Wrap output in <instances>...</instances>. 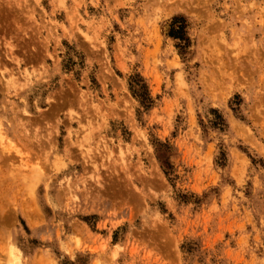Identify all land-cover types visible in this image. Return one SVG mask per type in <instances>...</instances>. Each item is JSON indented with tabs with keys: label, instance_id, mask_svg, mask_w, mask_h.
<instances>
[{
	"label": "rangeland",
	"instance_id": "374dc122",
	"mask_svg": "<svg viewBox=\"0 0 264 264\" xmlns=\"http://www.w3.org/2000/svg\"><path fill=\"white\" fill-rule=\"evenodd\" d=\"M0 264H264V0H0Z\"/></svg>",
	"mask_w": 264,
	"mask_h": 264
},
{
	"label": "trees",
	"instance_id": "16d2710c",
	"mask_svg": "<svg viewBox=\"0 0 264 264\" xmlns=\"http://www.w3.org/2000/svg\"><path fill=\"white\" fill-rule=\"evenodd\" d=\"M178 19L181 20L183 18H177V19H175V22L172 25V28H171V31H170L169 35L171 37H173V38L180 39V40H185L186 41L187 40L185 38L186 23L185 22L184 23H181V25L176 28L175 27V24H176V20H178Z\"/></svg>",
	"mask_w": 264,
	"mask_h": 264
}]
</instances>
